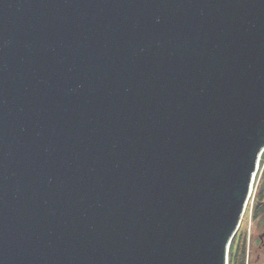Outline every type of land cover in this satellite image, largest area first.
Returning <instances> with one entry per match:
<instances>
[{
    "label": "water",
    "instance_id": "water-1",
    "mask_svg": "<svg viewBox=\"0 0 264 264\" xmlns=\"http://www.w3.org/2000/svg\"><path fill=\"white\" fill-rule=\"evenodd\" d=\"M264 153V0H0V264H230Z\"/></svg>",
    "mask_w": 264,
    "mask_h": 264
},
{
    "label": "rangeland",
    "instance_id": "rangeland-1",
    "mask_svg": "<svg viewBox=\"0 0 264 264\" xmlns=\"http://www.w3.org/2000/svg\"><path fill=\"white\" fill-rule=\"evenodd\" d=\"M264 168V163L262 164V169L261 172L263 171ZM264 191V175L259 174V176L256 178V183H255V188H254V193L251 198V204L253 198L257 200V196L259 194L260 199L262 198L261 193ZM260 199L257 201L259 202ZM255 201V204L257 203ZM259 232V223H258V218L251 217V212L245 214V217L243 219L241 229L239 231V238L236 241L235 248H234V254L237 256L239 259L242 258L243 256V248H244V242L246 240V254L245 256H264V251H260V253H256L254 248H255V240L258 236ZM242 236V242L240 243ZM230 257V254H229Z\"/></svg>",
    "mask_w": 264,
    "mask_h": 264
},
{
    "label": "flooded vegetation",
    "instance_id": "flooded-vegetation-1",
    "mask_svg": "<svg viewBox=\"0 0 264 264\" xmlns=\"http://www.w3.org/2000/svg\"><path fill=\"white\" fill-rule=\"evenodd\" d=\"M260 199V198H259ZM256 218H258L259 232L255 240V252L264 251V197L257 201ZM230 264H264V256H242L239 259L237 256H231Z\"/></svg>",
    "mask_w": 264,
    "mask_h": 264
},
{
    "label": "trees",
    "instance_id": "trees-1",
    "mask_svg": "<svg viewBox=\"0 0 264 264\" xmlns=\"http://www.w3.org/2000/svg\"><path fill=\"white\" fill-rule=\"evenodd\" d=\"M264 161V153L262 154V157H261V162H263ZM262 174L264 175V169H263V171H262ZM261 196L262 197H264V191L261 193ZM260 198V196H259V194H258V196H257V200ZM256 199H255V201H257ZM257 204V203H256ZM256 204H255V202H254V206H253V209H252V212H251V210L249 209V207H248V209H247V213H249V212H251V217L252 218H254L255 217V214H256V212H257V207H256ZM241 229V228H240ZM240 231V230H239ZM239 238V232H238V234L236 235V237L234 238V240H233V242H232V244H231V247H230V259H231V256H235V254H234V248H235V244H236V241H237V239ZM242 242V236H241V240H240V243ZM245 254H246V240H245V242H244V248H243V256H245Z\"/></svg>",
    "mask_w": 264,
    "mask_h": 264
},
{
    "label": "built area",
    "instance_id": "built-area-1",
    "mask_svg": "<svg viewBox=\"0 0 264 264\" xmlns=\"http://www.w3.org/2000/svg\"><path fill=\"white\" fill-rule=\"evenodd\" d=\"M263 163H264V161L261 162V159H260L259 168H258V171H257L256 177H255L254 187H253V191H252V194H251V198H252V195H253V193H254V188H255L256 178L259 176L260 173L262 174L261 169H262V164H263ZM263 169H264V168H263ZM251 198H250V201H249L248 207H249V209H250L251 212H252V209H253V206H254V202H255V198H253V200H252V204H251Z\"/></svg>",
    "mask_w": 264,
    "mask_h": 264
},
{
    "label": "clouds",
    "instance_id": "clouds-1",
    "mask_svg": "<svg viewBox=\"0 0 264 264\" xmlns=\"http://www.w3.org/2000/svg\"><path fill=\"white\" fill-rule=\"evenodd\" d=\"M247 209H248V207H247ZM246 212H247V210H246ZM246 214V213H245ZM245 217V216H244ZM229 259H230V257H229Z\"/></svg>",
    "mask_w": 264,
    "mask_h": 264
}]
</instances>
